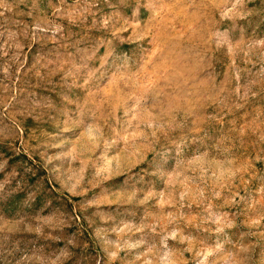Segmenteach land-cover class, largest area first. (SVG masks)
Here are the masks:
<instances>
[{
  "label": "rangeland",
  "instance_id": "obj_1",
  "mask_svg": "<svg viewBox=\"0 0 264 264\" xmlns=\"http://www.w3.org/2000/svg\"><path fill=\"white\" fill-rule=\"evenodd\" d=\"M0 264H264V0H0Z\"/></svg>",
  "mask_w": 264,
  "mask_h": 264
}]
</instances>
